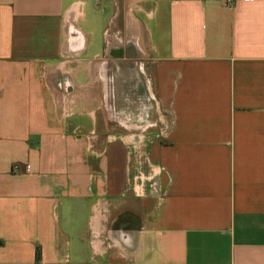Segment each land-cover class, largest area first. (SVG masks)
<instances>
[{"label":"crops","instance_id":"0c3cea01","mask_svg":"<svg viewBox=\"0 0 264 264\" xmlns=\"http://www.w3.org/2000/svg\"><path fill=\"white\" fill-rule=\"evenodd\" d=\"M85 4L0 0V264H264V0Z\"/></svg>","mask_w":264,"mask_h":264},{"label":"rangeland","instance_id":"374dc122","mask_svg":"<svg viewBox=\"0 0 264 264\" xmlns=\"http://www.w3.org/2000/svg\"><path fill=\"white\" fill-rule=\"evenodd\" d=\"M104 1V0H103ZM84 12H85V21L82 22V28L87 29V25L89 23H91L93 16L95 14V10H94V0H86V4L84 6ZM103 12H101L100 14L102 15ZM75 24V22H68L65 26L67 28V30H73L72 25ZM140 56L142 57V55L140 54ZM140 60V59H139ZM141 60L143 61V59L141 58ZM144 66H145V61H143ZM134 125V124H133Z\"/></svg>","mask_w":264,"mask_h":264},{"label":"built area","instance_id":"2783aa9c","mask_svg":"<svg viewBox=\"0 0 264 264\" xmlns=\"http://www.w3.org/2000/svg\"><path fill=\"white\" fill-rule=\"evenodd\" d=\"M14 168H16V167H14Z\"/></svg>","mask_w":264,"mask_h":264}]
</instances>
